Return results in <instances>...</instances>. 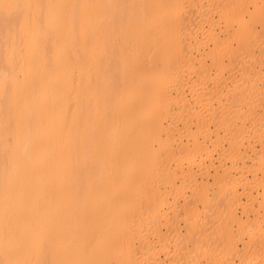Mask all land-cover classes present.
<instances>
[{
	"label": "bare ground",
	"instance_id": "6f19581e",
	"mask_svg": "<svg viewBox=\"0 0 264 264\" xmlns=\"http://www.w3.org/2000/svg\"><path fill=\"white\" fill-rule=\"evenodd\" d=\"M252 137L264 0H0V264H264Z\"/></svg>",
	"mask_w": 264,
	"mask_h": 264
},
{
	"label": "rangeland",
	"instance_id": "374dc122",
	"mask_svg": "<svg viewBox=\"0 0 264 264\" xmlns=\"http://www.w3.org/2000/svg\"><path fill=\"white\" fill-rule=\"evenodd\" d=\"M251 143L255 146L256 145V151L257 154H255L254 151H250L249 153L251 154V159L249 160L248 165L250 166V169H257L259 171L258 177L262 176V171H261V167L262 165L264 166V148L261 147V145L257 142H255V137L251 138ZM257 143V144H256ZM210 147L213 148V145L210 144ZM251 177H252V173H250ZM264 183V182H263ZM257 186H255L254 189V195L255 196L253 199V203L251 204V207H253V209L255 211L260 210L262 213L264 212V209H262L261 202H262V192H263V188L262 185L257 183L255 184ZM211 193H213L212 190H210ZM245 201V199H244ZM200 207V208H199ZM198 210L201 212V214L204 213V208L202 207L201 204H199ZM239 215L242 216V221L244 223H246L248 225V232L250 233V236H248L249 238H252L251 240H257V239H264V221L262 223H259L256 220L255 214H250L249 216H246L245 213H243L242 208H239L238 210ZM226 212L222 209L219 211L218 213V217H217V222L218 224H221L222 222L225 221L226 218ZM235 225V229L238 228L237 224ZM212 227V226H211ZM211 227L209 229H211ZM183 232L185 233L186 230L185 228H183ZM251 259H258V262H261L263 260L262 256H258L257 255H250L248 256V258ZM167 264H171L172 262L166 260L165 261Z\"/></svg>",
	"mask_w": 264,
	"mask_h": 264
}]
</instances>
